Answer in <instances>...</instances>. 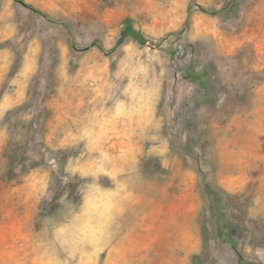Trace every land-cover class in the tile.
I'll use <instances>...</instances> for the list:
<instances>
[{"label":"rangeland","instance_id":"rangeland-1","mask_svg":"<svg viewBox=\"0 0 264 264\" xmlns=\"http://www.w3.org/2000/svg\"><path fill=\"white\" fill-rule=\"evenodd\" d=\"M252 261L264 0H0V264Z\"/></svg>","mask_w":264,"mask_h":264},{"label":"trees","instance_id":"trees-1","mask_svg":"<svg viewBox=\"0 0 264 264\" xmlns=\"http://www.w3.org/2000/svg\"><path fill=\"white\" fill-rule=\"evenodd\" d=\"M28 6L31 9L38 11L39 13H41L44 17L48 18L49 20H52L50 18V16L48 14H46L45 12L34 8V6H32V5H28ZM131 33L138 40H140V41L145 40V36L142 33L136 32L135 30H131ZM54 176H55V181L53 184V187H55L54 188V196L51 199L48 208L45 210V212L42 213L43 216L45 214L50 215V216L56 215V213H58V210L61 207L60 205H62L61 198L63 196L64 186H66V185L64 184L65 182L62 180L63 176L61 175L60 172H55ZM200 176H201L200 177V185L202 187L203 196L205 197L210 208H212V210H214L216 212H219L220 204H221V194L224 193L225 191L220 186H217L216 184L211 182L208 179L207 174L205 172H203V170H200ZM58 188H59V190H57ZM228 234H230V235L235 234V231L233 230V228L229 229ZM250 264H259V263L252 261V262H250Z\"/></svg>","mask_w":264,"mask_h":264}]
</instances>
